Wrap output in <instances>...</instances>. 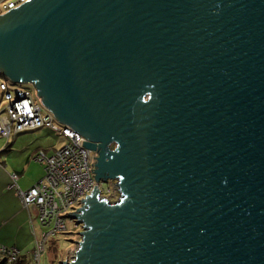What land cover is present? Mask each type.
Wrapping results in <instances>:
<instances>
[{"label":"water","instance_id":"water-1","mask_svg":"<svg viewBox=\"0 0 264 264\" xmlns=\"http://www.w3.org/2000/svg\"><path fill=\"white\" fill-rule=\"evenodd\" d=\"M0 75L121 193L86 194L62 264H264V0H27Z\"/></svg>","mask_w":264,"mask_h":264},{"label":"built area","instance_id":"built-area-1","mask_svg":"<svg viewBox=\"0 0 264 264\" xmlns=\"http://www.w3.org/2000/svg\"><path fill=\"white\" fill-rule=\"evenodd\" d=\"M25 1L27 0H0V15L7 14ZM35 94L24 85L0 82V99L7 104L0 109V137L9 141L20 133L47 128L56 132L64 141L51 153L44 150L37 152L35 161L44 167V176L28 191L19 189L17 173L10 175L12 182L9 189L15 190L24 208H34L36 213V220L31 219L29 223L36 239L34 261L35 264H41L48 239L51 235L68 232V219L73 223L74 230H82L81 225H77L69 215L79 213L77 208L85 205L82 200L92 194L94 186H98L101 198L110 196L113 189L110 188L106 195L103 194L102 182L97 184L96 174L92 173L97 153L86 149V139L70 126L61 124ZM2 167L0 162V168ZM35 221H38V225ZM39 228L48 230L38 236ZM0 255L12 263L21 262V251L16 247L0 245Z\"/></svg>","mask_w":264,"mask_h":264},{"label":"crops","instance_id":"crops-1","mask_svg":"<svg viewBox=\"0 0 264 264\" xmlns=\"http://www.w3.org/2000/svg\"><path fill=\"white\" fill-rule=\"evenodd\" d=\"M46 130L49 129L40 128L23 132L13 137L10 142L6 138L0 137V162L3 166L0 168V245L2 246L16 247L20 251L31 247H34L32 250L35 249L36 239L31 232L29 221L36 220V213L22 206L21 199L16 196L14 189H9V185L12 182L10 175L13 173L18 174L17 185L24 192L37 183L26 184L23 180L28 176L30 153H37L42 149L51 153L57 148V146L48 144L49 141L45 142L49 136ZM11 146L14 148L12 152L3 156L4 153L9 152ZM9 158H12V161H9L10 164L6 161ZM16 159L20 162H17ZM24 185L25 187H23ZM34 223L37 224V221ZM30 245L32 246L30 247ZM22 259L25 261L23 257Z\"/></svg>","mask_w":264,"mask_h":264},{"label":"rangeland","instance_id":"rangeland-1","mask_svg":"<svg viewBox=\"0 0 264 264\" xmlns=\"http://www.w3.org/2000/svg\"><path fill=\"white\" fill-rule=\"evenodd\" d=\"M6 81L9 82L8 80H6L5 78H3L0 75V82L1 81ZM25 87V86H24ZM26 88L29 89L33 94H35L36 88L33 85H26ZM36 95V94H35ZM2 101V104H0V109L3 108V106L7 105L6 103H4V101L2 99H0V103ZM48 132L47 136L48 138L45 140V142L49 141L48 144H51L52 146H57L60 147L63 144V138L60 137L56 132L52 131V130H46ZM12 140V139H10ZM9 140V142H10ZM114 145L111 147L113 149ZM44 148V147H42ZM13 146L10 147L9 152L4 153L3 156L9 155L12 150H13ZM44 150V149H42ZM40 151V150H39ZM45 151V150H44ZM46 152V151H45ZM95 154V152H93ZM37 153L32 152L30 153L29 157H28V176L25 178V180H23V182H25L26 184H35L36 182H38L43 176H44V167L38 163L37 161H35V156ZM98 156V153H97ZM97 158V157H96ZM17 162H20L18 159H16ZM8 164H10L9 161H12V158H9V160H6ZM117 182V181H116ZM116 182L114 181H102V190H103V194L106 195L107 194V190L112 188L113 192L110 196L106 197L107 200H109L110 202H116L121 198V193L119 191V188L116 184ZM25 187V185L23 186ZM16 193V192H15ZM16 196L17 193H16ZM19 197V196H18ZM32 211L33 209L30 208ZM38 222V221H37ZM67 226H68V232H74V233H67V234H58V235H51L50 238L48 239L47 243H46V249H45V253L42 256L41 259V264H62V261H68L71 262L73 261L72 257H75V251L78 248L77 245V241L81 240V237L76 233L79 232V229H73V223H71V220H67L66 221ZM38 225V223H37ZM38 228V226H37ZM47 228H39L37 230V235L40 236L43 232L47 231ZM82 231V230H80ZM32 232V231H31ZM72 240V241H70ZM76 241V242H73ZM36 242V240H35ZM33 245V244H32ZM30 245V247L32 246ZM36 247V246H35ZM34 247L31 248H26L24 249L25 251H21V256L25 259V261L21 262H14L12 263L11 261L7 260L6 258H3L2 255H0V262L3 261L4 259H6V263L5 264H35L34 261V250H32Z\"/></svg>","mask_w":264,"mask_h":264},{"label":"clouds","instance_id":"clouds-1","mask_svg":"<svg viewBox=\"0 0 264 264\" xmlns=\"http://www.w3.org/2000/svg\"><path fill=\"white\" fill-rule=\"evenodd\" d=\"M1 82H3V80L1 81ZM4 82H6V81H4ZM15 85H21V84H15ZM28 85H30V84H28ZM24 86H26V85H24ZM35 92H37V91H35ZM37 94V93H36ZM74 220V219H73ZM66 234V233H65ZM22 257V256H21ZM22 263V262H21Z\"/></svg>","mask_w":264,"mask_h":264},{"label":"trees","instance_id":"trees-1","mask_svg":"<svg viewBox=\"0 0 264 264\" xmlns=\"http://www.w3.org/2000/svg\"><path fill=\"white\" fill-rule=\"evenodd\" d=\"M20 261H21V262L24 261V260L22 259V257H21V260H20Z\"/></svg>","mask_w":264,"mask_h":264},{"label":"flooded vegetation","instance_id":"flooded-vegetation-1","mask_svg":"<svg viewBox=\"0 0 264 264\" xmlns=\"http://www.w3.org/2000/svg\"><path fill=\"white\" fill-rule=\"evenodd\" d=\"M67 233H68V232H67ZM67 233H66V234H67Z\"/></svg>","mask_w":264,"mask_h":264}]
</instances>
